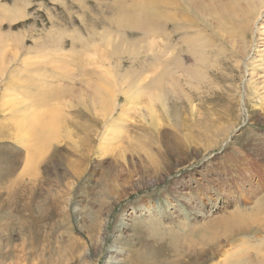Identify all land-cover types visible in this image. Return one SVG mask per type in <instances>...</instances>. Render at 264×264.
<instances>
[{
    "label": "rangeland",
    "instance_id": "374dc122",
    "mask_svg": "<svg viewBox=\"0 0 264 264\" xmlns=\"http://www.w3.org/2000/svg\"><path fill=\"white\" fill-rule=\"evenodd\" d=\"M216 1H203L195 42H173L171 59H180L190 83L160 80L137 95L135 76L151 82L155 75L152 38L129 29L127 21L140 12L137 0H0V158L20 146L16 135H7L17 132L19 109L31 100L30 93L14 90L26 74L51 82L50 73H62L66 78L53 84L68 93L58 104L39 106L53 105V118L63 127L49 149L37 150L44 152L35 187L27 177L20 184L23 162H15L17 175L0 178V264H182L195 252L198 264H235L226 255L238 244H260L263 224L244 234L236 225L239 219L264 220V204L256 207L264 200V13L245 36L232 39L212 31L218 22L207 8ZM250 1L262 4L239 0L242 6ZM156 9L168 11L163 4ZM162 38L156 48L164 62ZM253 40L260 51L253 46L248 53ZM198 43L206 49L201 66L189 46ZM246 54L251 57L243 59ZM51 58L55 64H44ZM10 73L16 78L5 87ZM120 89L131 98L125 101ZM111 104L116 109L110 117L105 111ZM162 247L168 250L161 255ZM252 253L250 263L257 262Z\"/></svg>",
    "mask_w": 264,
    "mask_h": 264
},
{
    "label": "bare ground",
    "instance_id": "6f19581e",
    "mask_svg": "<svg viewBox=\"0 0 264 264\" xmlns=\"http://www.w3.org/2000/svg\"><path fill=\"white\" fill-rule=\"evenodd\" d=\"M116 4L119 3L120 0H113ZM131 1V0H130ZM204 0H137L136 3H133V4H141L140 7H137V9L140 11L139 13H134L133 10L130 8H128L130 14L133 17L134 20H131L128 18V25H129V29L130 27L132 29H135V30H138V32H141L142 35L144 37H149V38H152L150 40V42L152 43V46H154V51L155 53H153V56H154V60H155V63L153 65V69L155 70V75L153 77V81L151 79V82L146 80V76L145 77H140L139 75L138 76H135L136 77V81H138V84H140V92L136 91V94L137 95H141L144 90L148 85L150 87H155V86H158L159 84H157L160 80H162L163 82H166V80H170V81H173V80H176L177 82L180 80V78H184V83L186 84H189L190 81L186 82V78L189 76V74L186 75V71L185 69L183 68L184 65L183 63H181L179 60V58L177 59H171L173 57V50H174V39L177 37V39L179 40V42H182L183 44H186L188 43V41H190L191 39L194 41V40H197L199 38V30H197L196 27H199V24L203 23V15L202 13H204L205 9L202 7L204 6ZM216 1V0H215ZM248 2V0H246ZM251 3H247L246 6L250 7H246V6H242L241 5V2H239V0H217L216 3H214L213 5H211L209 8L210 10V13H208L209 15H215V20L218 22L217 26L215 28H217V30H213V33L216 32L219 34V31H221L223 34H226L227 36H230L232 35V39L233 37H235V35H239V38L240 36L243 37L246 35V33H248L249 29L251 28V23H253L255 25L256 22L259 21L260 17L262 18L263 16V13H264V0H262V4L260 6H258V4L256 5L255 3H253L252 1H250ZM164 5L167 7L168 11H165L163 12V10H158L156 9L157 7H160L161 5ZM250 5V6H249ZM124 6V5H123ZM258 6V7H257ZM126 7V6H124ZM194 9V10H193ZM190 10L194 11V12H190ZM9 11V10H7ZM163 12V13H162ZM162 13V14H161ZM124 14V13H123ZM141 14V15H140ZM122 15V14H121ZM162 15V16H160ZM194 15V18H192V16ZM160 16V18H159ZM106 21V19H104ZM189 20L191 21L190 25H187L186 24V21ZM263 20V19H262ZM109 21V20H108ZM107 21V22H108ZM124 21V20H123ZM264 21V20H263ZM206 22V21H205ZM127 23V22H126ZM264 24V23H263ZM192 28H196L195 30ZM50 29V28H49ZM260 29V28H258ZM187 30H189L192 34L188 37L186 35V32ZM205 30V29H204ZM188 31V32H189ZM187 32V33H188ZM259 32V31H258ZM51 33V32H50ZM137 33V32H136ZM55 34V33H54ZM101 34V33H100ZM131 34V33H130ZM107 35V34H106ZM141 35V36H142ZM203 35V34H202ZM201 35V36H202ZM217 35V34H216ZM21 37V36H20ZM105 37V36H104ZM142 37V38H144ZM160 37H164L162 38L163 39V44L161 45L162 47V53L163 55L165 56V60L164 62H162L160 60V56H158V52L160 51V49L156 48V45H157V42L158 40H156V38H160ZM210 37V36H209ZM214 37V36H213ZM223 37V36H222ZM76 38V37H75ZM211 38V37H210ZM41 39V38H40ZM212 39V38H211ZM215 39V38H214ZM213 39V40H214ZM22 38H21V41H19V44H20V47H22ZM142 40V39H141ZM191 40V41H192ZM209 40V38H208ZM5 41V40H4ZM51 41V40H50ZM7 42V41H6ZM33 42H34V39H33ZM80 42V41H79ZM195 42V41H194ZM55 43V42H53ZM117 43V42H116ZM135 43H138V42H135ZM134 43V44H135ZM42 44V42H41ZM40 44V45H41ZM121 44V43H120ZM258 41L254 40L250 42L249 46H248V51H251L252 50V47L254 46L255 49L254 52L256 53L257 51H260L258 49ZM45 45V44H44ZM119 45V44H118ZM138 45V44H137ZM149 45V44H148ZM117 46V45H116ZM133 47V45H131ZM189 46H191L192 48L195 49V52H194V49H191L190 50V53H194V56H195V63L197 64V66H201V64L204 63V56L205 55V48L203 46H201L200 43L197 44V46H193L191 44H189ZM205 46V44H204ZM208 46V45H207ZM43 47V46H42ZM151 47V46H149ZM177 47V46H176ZM209 47V46H208ZM108 48V47H107ZM30 49V47L25 50L28 51ZM94 50V49H93ZM100 50V49H99ZM132 50V49H131ZM151 50V49H150ZM240 50V49H239ZM246 50V49H245ZM22 51V50H21ZM87 51V50H85ZM115 51V50H114ZM42 52V51H41ZM151 52V51H150ZM246 52V53H247ZM262 52V51H261ZM250 53V52H248ZM264 53V52H263ZM175 54V53H174ZM259 54V53H258ZM116 55V54H115ZM248 54H246V56L243 57V59H249L251 56H247ZM261 55V54H260ZM22 56V55H21ZM180 56V55H179ZM243 56V55H242ZM264 56V55H263ZM14 57L17 58L16 55H14ZM30 57V56H29ZM257 57V56H256ZM255 57V58H256ZM2 57H0V66H1V62L2 64H4V56L3 58L1 59ZM13 58V57H12ZM38 58V57H37ZM26 59V58H25ZM59 59V58H58ZM259 59V58H258ZM42 60V58H41ZM60 60V59H59ZM104 60V59H103ZM257 60V58H256ZM255 60V61H256ZM263 60V59H262ZM261 60V61H262ZM23 61V59H22ZM38 61V60H37ZM36 61V62H37ZM40 61V60H39ZM44 61V60H43ZM56 60H52L49 59L48 61H44V64L45 62H48V63H51V62H54V64L56 63L55 62ZM107 61V59H106ZM114 62V60H112ZM240 61V60H239ZM27 62V61H26ZM31 62V61H30ZM28 63V62H27ZM39 63V62H38ZM41 63V62H40ZM252 63V61H251ZM33 64V62H32ZM31 64V65H32ZM65 64V63H64ZM249 64V63H248ZM28 65V64H27ZM36 65L35 67L39 69V66L38 64H35ZM236 65V64H235ZM58 66V65H56ZM245 66V65H244ZM2 67V66H1ZM34 67V68H35ZM62 67V66H61ZM247 67V66H246ZM4 68V67H3ZM36 68L34 70H36ZM109 68V67H108ZM33 69V68H32ZM41 69V68H40ZM60 69V68H59ZM21 70V69H20ZM25 70V69H24ZM199 74H200V69L197 68ZM3 71V69H2ZM6 70H4L3 72V75L6 74L5 72ZM17 71V70H16ZM42 71V70H41ZM103 71V70H101ZM159 71V72H158ZM12 72V71H11ZM19 72V71H18ZM35 72V71H33ZM39 72V71H38ZM158 72V73H157ZM17 73V72H14V74ZM103 73V72H102ZM101 73V74H102ZM108 73V72H107ZM253 72L249 73V74H252ZM2 74V72H1ZM36 74V73H34ZM46 74V73H45ZM38 75H40V73H38ZM67 77L68 75L65 74ZM15 76V75H14ZM26 78H24L23 82H21L20 84H16L15 87L16 89L14 90H21L24 91V93H30V98L31 100L29 101L28 104H25L24 107L22 109H19V116L21 118V120L19 121V123H15V129L17 132H12L9 133V135H7L9 138H12L14 139V136L16 135V139L17 137L19 139H17L16 143H18V145L20 144V146H17L15 152L14 151H8L7 152V155L5 157H1L0 158V178H5L6 177V173H7V176L8 175H12V174H16V171L18 170L21 162H23V166L22 169L24 170H21L23 173L21 174V176L19 177L20 178V184H22L23 182V179L25 177H27L26 181L28 183H30L32 185V187H35L37 181H38V166H39V155H40V158L43 157V152L44 151H41L42 152V156L41 154L38 155V151L41 147H43V149L46 150V148L49 149V147H51V142L56 138V134H57V131L58 128L61 126V119L60 118H53V114L55 112V109H53L54 107L52 106H47L49 107L48 109L45 108L44 106V109L43 107H39L40 105H48L51 101H58V103L61 102L62 100V97H66L64 94H62V91H61V88L60 87H57L55 86L53 83L56 82V80H62L66 77H64V75L62 73H59L57 72V74L55 73H50L48 76L51 78V82L49 80H42V81H36L35 79H33V76L30 75V74H26ZM142 76V75H141ZM42 77V76H41ZM186 77V78H185ZM190 77V76H189ZM250 77V76H249ZM16 77H13V75L10 73L9 74V77L6 81V86L5 87H8L10 86L9 84L14 82V79ZM48 78V77H47ZM129 78V77H128ZM134 78V77H133ZM203 79V78H202ZM250 80V79H249ZM55 81V82H53ZM63 81V80H62ZM124 81V80H122ZM122 81H119L118 84H121ZM142 81H143V84H142ZM205 81V80H204ZM148 82V83H147ZM144 83H147V84H144ZM196 83V82H195ZM194 83V85H195ZM209 83V82H208ZM199 84V83H197ZM135 85V84H133ZM147 85V86H146ZM191 85V84H190ZM204 85V84H203ZM12 86V85H11ZM106 86V85H105ZM119 86V85H118ZM148 86V88L150 89V87ZM104 87V86H103ZM101 87V89L103 88ZM130 87V86H129ZM13 88V87H12ZM21 88V89H19ZM121 88V87H120ZM198 88V87H197ZM63 89V88H62ZM68 89V88H67ZM66 89V90H67ZM105 88H103L101 91L103 93V90ZM147 89V88H146ZM148 89V90H149ZM13 90V89H12ZM33 91V92H32ZM48 91V92H46ZM64 91V90H63ZM124 96H125V101L128 100V98L131 96L130 95H126L124 92L125 90H122L120 89L119 90ZM147 91V90H146ZM148 93V91H147ZM186 93V92H185ZM184 94V93H183ZM63 95L61 97V100H58L60 99V96ZM70 96V95H69ZM100 96V95H99ZM97 96V97H99ZM120 96V95H119ZM119 96L117 97V100H119ZM71 97V96H70ZM74 97V95H73ZM72 97V98H73ZM101 97L103 98V95L101 94ZM29 98V99H30ZM75 98V97H74ZM80 98V97H79ZM82 98V97H81ZM80 98V99H81ZM192 97H190L191 99ZM76 99V98H75ZM133 96H132V100H133ZM154 99V98H153ZM188 99V98H187ZM65 100V99H64ZM71 100V99H70ZM73 100V99H72ZM123 100V99H122ZM138 100V99H137ZM160 101V99H158ZM162 100V99H161ZM78 101V100H77ZM115 101V100H114ZM113 101V102H114ZM151 101V100H150ZM164 101V100H163ZM166 101V100H165ZM67 102V101H66ZM152 102V101H151ZM176 102V101H175ZM57 103V102H56ZM57 103V104H58ZM68 103V102H67ZM71 103V102H70ZM100 103V102H99ZM102 103V102H101ZM118 103V102H117ZM133 103V102H132ZM162 103V102H161ZM160 103V104H161ZM165 103V102H164ZM167 103V101H166ZM188 103V102H187ZM24 104V103H23ZM55 104V103H54ZM96 105V103H94ZM119 104V103H118ZM117 104V105H118ZM153 104V103H152ZM149 105L148 107L150 106H153V105ZM168 104V103H167ZM189 104V103H188ZM192 104V103H191ZM100 105V104H99ZM114 105V103H113ZM111 104V106L109 107V110H107L108 108L106 107V109H103V110H107L105 112H110V117L111 115L113 114L114 110L116 109L114 106ZM121 105V103H120ZM124 105V104H122ZM155 105V104H154ZM7 105H5L6 107ZM68 106V105H67ZM70 106V105H69ZM130 106V105H129ZM133 106V105H132ZM163 106V105H162ZM165 106V105H164ZM85 107V106H84ZM91 107V106H90ZM100 107V106H98ZM123 106H121L122 108ZM131 107V106H130ZM171 107V106H170ZM52 108V109H51ZM94 108V107H92ZM162 108H165V107H162ZM167 108V106H166ZM73 109V108H71ZM98 109V108H96ZM134 109V108H133ZM4 110V109H3ZM7 110V109H6ZM37 110V111H36ZM41 111V116L38 113V111ZM102 110V111H103ZM152 111L155 110V109H151ZM158 110V109H157ZM167 110V109H166ZM193 110V108H192ZM0 111H2L0 109ZM80 111V109H79ZM168 111V110H167ZM37 112V113H36ZM86 112V111H85ZM94 113V111H92ZM104 112V114L106 115V113ZM108 112V113H109ZM118 112V111H117ZM149 112V111H148ZM16 113V112H15ZM99 113V112H97ZM107 113V114H108ZM142 113V112H141ZM61 114V113H60ZM17 115V114H16ZM80 115H82L81 111H80ZM94 115V114H93ZM99 115V114H98ZM115 115V114H114ZM155 115V114H154ZM107 116V115H106ZM62 118V117H61ZM64 118V117H63ZM118 118H114L113 120H117ZM64 120V119H63ZM62 120V121H63ZM74 120V119H73ZM79 120V119H78ZM77 120V121H78ZM109 120V119H107ZM3 121V120H2ZM1 121V122H2ZM7 121V120H6ZM86 121V120H84ZM5 122V121H4ZM10 122V121H9ZM14 122H17V121H14ZM70 122V121H69ZM75 122V120H74ZM83 122V121H82ZM88 122V121H87ZM85 122V124L87 123ZM112 122V121H111ZM7 123V122H6ZM11 123V122H10ZM10 123H7V124H10ZM13 123V121H12ZM11 123V124H12ZM66 123V122H64ZM90 123V122H89ZM104 123V122H103ZM106 123V122H105ZM107 123H110V122H107ZM114 123V122H112ZM2 124V123H1ZM63 124V123H62ZM13 125V124H12ZM60 125V126H58ZM105 125V124H104ZM108 124H106L107 126ZM2 126V125H1ZM4 126V124H3ZM92 126V125H91ZM5 127V126H4ZM3 127V128H4ZM63 127V126H61ZM60 127V128H61ZM79 127V126H78ZM95 127V126H93ZM160 127V126H159ZM7 128V126L5 127V129ZM86 128V127H85ZM68 129V128H67ZM66 129V130H67ZM71 129V127H70ZM68 129V130H70ZM106 129V128H105ZM108 129V128H107ZM7 131L8 128L6 129ZM11 130V129H10ZM12 130H14L12 128ZM64 131V129H63ZM73 131V130H72ZM71 131V132H72ZM62 132V131H61ZM102 132V131H101ZM2 133V131L0 132ZM70 133V132H69ZM125 133V131L123 132V134ZM11 134V135H10ZM63 134V132H62ZM67 134V133H66ZM106 134V133H105ZM104 135V134H102ZM61 136V135H60ZM105 136V135H104ZM112 136V135H110ZM59 137V136H58ZM105 138V137H104ZM111 138V137H110ZM116 138V137H115ZM113 137V139H115ZM60 139V138H59ZM84 139V138H82ZM81 139V140H82ZM52 140V141H51ZM80 140V139H79ZM107 140V139H106ZM103 141V140H102ZM105 141V140H104ZM111 141V139H110ZM119 141V140H118ZM15 143V142H14ZM118 143V142H117ZM112 145V143H109V145ZM57 145V144H56ZM105 145V144H103ZM117 147H120L119 145ZM20 148L22 149V151L20 150ZM13 149V148H12ZM41 148V150H43ZM47 149V150H48ZM10 150V149H8ZM50 152V151H49ZM46 157V155H45ZM42 159V158H41ZM16 161H19L20 164L19 166L16 167L15 165V162ZM42 161V160H40ZM24 166H27L26 168ZM24 167V168H23ZM28 167H31L30 171L28 169ZM15 170V171H14ZM14 171V172H13ZM13 172V173H12ZM18 173V172H17ZM20 174V173H19ZM17 175V174H16ZM19 176V175H18ZM12 177V176H11ZM10 177V179H12ZM9 179V180H10ZM14 180V179H13ZM13 180L11 183H13ZM10 182V181H9ZM10 184V183H9ZM14 185V184H13ZM12 187V185H11ZM256 200V199H255ZM259 204H264V200H261V201H258L257 203V206L256 207H259ZM264 207V205H263ZM237 214V213H236ZM253 215L256 214V212L253 211L252 213ZM239 215V214H237ZM252 215V216H253ZM230 217V216H228ZM233 219V218H232ZM244 219V218H242ZM231 220V219H229ZM234 220V219H233ZM240 222H238V224L236 225V229L237 231H239L241 234H244L245 232L249 233L252 229H257V230H260L262 229L261 226L263 224L264 226V220L262 221H259L258 219H253L251 218L250 220H247L246 222H241L243 220L239 219ZM223 221V220H222ZM221 221V222H222ZM181 222V221H180ZM212 222H215L216 221H212ZM218 222V221H217ZM225 223V222H224ZM228 223H231L230 221ZM235 223V222H234ZM232 223V224H234ZM185 224V223H184ZM183 224V225H184ZM214 224V223H213ZM212 224V225H213ZM219 224V223H218ZM188 225V224H187ZM210 225V226H212ZM216 224H214L215 226ZM241 225H245V226H248V227H243ZM254 226L255 228H250ZM194 227V226H193ZM204 227V226H203ZM209 227V226H208ZM216 227V226H215ZM184 229H187V227H185ZM190 229V228H189ZM197 229V228H196ZM218 229V227H217ZM232 229V228H230ZM182 230V228L180 229ZM191 230V229H190ZM206 231V229H204ZM213 230V229H212ZM264 230V229H263ZM170 231V230H168ZM185 231V230H184ZM195 231V230H194ZM208 231V230H207ZM236 231V233H237ZM171 232V231H170ZM174 232V231H173ZM171 232V233H173ZM192 232V231H190ZM187 231V233H190ZM203 232V231H202ZM201 232V233H202ZM231 232V231H230ZM178 233V232H176ZM198 233H199V230H198ZM204 233V232H203ZM206 233V232H205ZM215 233V232H213ZM211 233V234H213ZM228 233V232H227ZM264 233V232H263ZM153 234V233H152ZM159 234H161L159 232ZM167 234V232H166ZM194 234V233H193ZM192 234V235H193ZM155 236H157L156 234H154ZM169 235V234H168ZM181 235V234H180ZM179 235V236H180ZM188 235V234H187ZM204 235V234H203ZM209 235V234H208ZM229 235V234H228ZM251 235V234H250ZM175 236V235H174ZM184 236V235H182ZM190 236V235H189ZM198 236V235H197ZM199 236H202V235H199ZM205 236V235H204ZM207 236V235H206ZM230 236V235H229ZM173 237V236H172ZM176 237V236H175ZM174 237V238H175ZM191 237V236H190ZM189 237V238H190ZM240 237V236H239ZM159 238V237H158ZM172 238V239H174ZM193 238V237H192ZM200 238H205V237H200ZM235 238V237H234ZM243 238V237H242ZM241 238V239H242ZM161 239H162V236H161ZM160 239V241H161ZM171 239V238H170ZM194 239V238H193ZM192 239V240H193ZM198 239V238H197ZM208 239V237H207ZM216 239V238H214ZM227 239V238H226ZM244 239V238H243ZM157 240V239H156ZM163 240V239H162ZM183 240V239H181ZM185 240V239H184ZM188 240V239H187ZM195 240H196V237H195ZM209 240V239H208ZM212 240V239H210ZM245 240V239H244ZM243 240V241H244ZM159 241V240H158ZM179 241V239H178ZM202 241V240H201ZM213 241V240H212ZM164 242V241H163ZM166 242V241H165ZM183 242V241H182ZM181 242V243H182ZM192 242V241H191ZM196 242V241H195ZM198 242V241H197ZM204 242V240H203ZM210 242V241H209ZM217 242V241H216ZM227 242V241H226ZM170 243V241L168 242ZM174 243V241L172 242ZM171 243V245H172ZM179 243V242H178ZM211 243V242H210ZM231 243V242H230ZM233 243V242H232ZM231 243V244H232ZM156 244V243H155ZM175 244H177L175 242ZM180 244V243H179ZM149 245V244H148ZM169 245V244H168ZM167 245V246H168ZM178 245V244H177ZM176 245V246H177ZM197 245V243H196ZM233 245V244H232ZM157 246V244H156ZM175 246V245H174ZM183 246H185L183 244ZM190 246H194V245H189V248H191ZM264 234L260 237V244L258 245H245V244H238L235 249L229 253V255H226V257L228 256V259H226V261L230 262L231 258H235V259H232L235 261V264H264ZM196 247V246H195ZM194 247V248H195ZM206 247V246H205ZM262 247V249H261ZM172 248V247H171ZM175 248V247H173ZM178 248V247H177ZM183 248V247H182ZM219 248V247H218ZM156 249V247H155ZM168 248L167 247H162L161 249H159L157 251V253L159 254H165L164 253V250ZM180 249V248H179ZM202 249V248H201ZM205 249V248H204ZM202 249V250H204ZM148 250V249H147ZM184 251V248L182 249ZM189 250V249H188ZM187 250V251H188ZM191 250L193 251V248H191ZM252 251L254 252L257 257L255 258L257 262L254 261V263H250V260L253 258L251 256V253L252 252H249V251ZM186 251V253H187ZM195 251V250H194ZM193 251V252H194ZM153 252V250H152ZM176 252V251H175ZM182 252V251H181ZM185 252V251H184ZM154 253V252H153ZM252 253V254H254ZM158 254V255H159ZM170 254V253H169ZM173 254V253H172ZM156 255V253H155ZM167 255V254H166ZM176 255V254H175ZM174 255V256H175ZM183 255V254H182ZM171 256V255H170ZM185 256V255H184ZM159 257V256H158ZM161 257V256H160ZM163 258L165 256H162ZM168 257V256H167ZM173 257V256H172ZM180 257H183V256H179ZM188 257V258H187ZM186 257V259H181L182 260V264H198V259L200 257V254H198L197 252L195 253H190L188 254ZM137 260L139 259V257L137 256L136 257ZM171 258V257H170ZM162 259V258H161ZM168 259V258H166ZM172 260V259H171ZM207 260V259H206ZM253 260V259H252ZM156 261V260H155ZM174 261V260H173ZM178 261V260H177ZM179 262V261H178ZM252 262V261H251ZM166 263V262H165ZM171 263V261H170ZM174 263V262H173ZM204 263V262H203ZM167 264V263H166ZM181 264V263H179ZM230 264V263H229ZM233 264V263H232Z\"/></svg>",
    "mask_w": 264,
    "mask_h": 264
}]
</instances>
